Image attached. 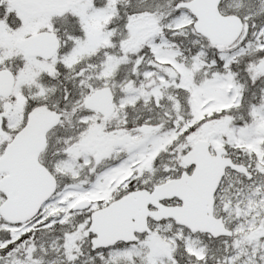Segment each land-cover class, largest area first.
<instances>
[{
	"label": "snow or ice",
	"instance_id": "6c2138e0",
	"mask_svg": "<svg viewBox=\"0 0 264 264\" xmlns=\"http://www.w3.org/2000/svg\"><path fill=\"white\" fill-rule=\"evenodd\" d=\"M0 264H264V0H0Z\"/></svg>",
	"mask_w": 264,
	"mask_h": 264
}]
</instances>
